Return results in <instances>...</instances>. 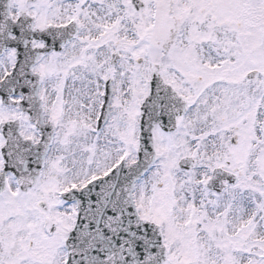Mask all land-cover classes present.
<instances>
[{
	"label": "snow or ice",
	"instance_id": "snow-or-ice-1",
	"mask_svg": "<svg viewBox=\"0 0 264 264\" xmlns=\"http://www.w3.org/2000/svg\"><path fill=\"white\" fill-rule=\"evenodd\" d=\"M0 264H264V0H0Z\"/></svg>",
	"mask_w": 264,
	"mask_h": 264
}]
</instances>
